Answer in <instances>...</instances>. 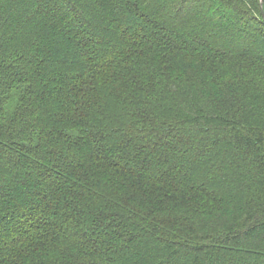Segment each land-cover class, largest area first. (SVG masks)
<instances>
[{
	"label": "trees",
	"instance_id": "trees-1",
	"mask_svg": "<svg viewBox=\"0 0 264 264\" xmlns=\"http://www.w3.org/2000/svg\"><path fill=\"white\" fill-rule=\"evenodd\" d=\"M0 264H264V0H0Z\"/></svg>",
	"mask_w": 264,
	"mask_h": 264
}]
</instances>
